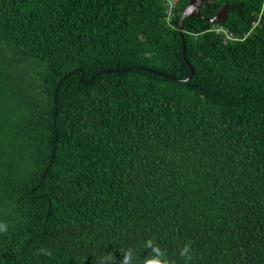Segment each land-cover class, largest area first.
<instances>
[{"label": "trees", "instance_id": "16d2710c", "mask_svg": "<svg viewBox=\"0 0 264 264\" xmlns=\"http://www.w3.org/2000/svg\"><path fill=\"white\" fill-rule=\"evenodd\" d=\"M223 1L234 41L182 38L190 0L174 28L163 0H0V264H142L149 239L264 264V0Z\"/></svg>", "mask_w": 264, "mask_h": 264}, {"label": "water", "instance_id": "95a60500", "mask_svg": "<svg viewBox=\"0 0 264 264\" xmlns=\"http://www.w3.org/2000/svg\"><path fill=\"white\" fill-rule=\"evenodd\" d=\"M201 10L214 13L213 18H204L201 14ZM232 10L229 5H227L223 0H190L189 4L184 8L181 19L179 22V32L183 38V28L184 21L189 17H197L211 24H224L229 16L231 15ZM184 49L183 53L186 55L185 42L183 41ZM188 65L191 69V75L185 80V82L190 81L196 72V69L188 62ZM64 80L62 78L60 83ZM60 86H58L59 88Z\"/></svg>", "mask_w": 264, "mask_h": 264}, {"label": "clouds", "instance_id": "9594fccd", "mask_svg": "<svg viewBox=\"0 0 264 264\" xmlns=\"http://www.w3.org/2000/svg\"><path fill=\"white\" fill-rule=\"evenodd\" d=\"M8 231V224L6 222L0 221V233H5ZM145 247L150 249V253L146 256L142 264H170V261L166 257V253L161 250V248L154 243L151 239L147 240ZM38 255L50 256L52 253L49 249L40 248L37 251ZM180 255L184 257L185 264H190L193 259V253L191 249V242L185 244L180 250ZM100 264H116L111 255H107L102 258ZM119 264H133V252L131 249L126 250L122 254V258Z\"/></svg>", "mask_w": 264, "mask_h": 264}, {"label": "built area", "instance_id": "2783aa9c", "mask_svg": "<svg viewBox=\"0 0 264 264\" xmlns=\"http://www.w3.org/2000/svg\"><path fill=\"white\" fill-rule=\"evenodd\" d=\"M164 1V20L166 24L172 28L175 27L174 21L179 8V5L184 0H163ZM211 32H216L218 34H223L227 40H236L230 31H228L222 24H213L212 28L209 30Z\"/></svg>", "mask_w": 264, "mask_h": 264}]
</instances>
